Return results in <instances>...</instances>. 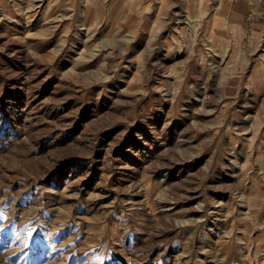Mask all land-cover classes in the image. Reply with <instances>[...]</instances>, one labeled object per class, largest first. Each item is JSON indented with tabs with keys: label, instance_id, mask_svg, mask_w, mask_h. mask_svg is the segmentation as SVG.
<instances>
[{
	"label": "rangeland",
	"instance_id": "rangeland-1",
	"mask_svg": "<svg viewBox=\"0 0 264 264\" xmlns=\"http://www.w3.org/2000/svg\"><path fill=\"white\" fill-rule=\"evenodd\" d=\"M0 229V264H264V0H0Z\"/></svg>",
	"mask_w": 264,
	"mask_h": 264
},
{
	"label": "bare ground",
	"instance_id": "bare-ground-1",
	"mask_svg": "<svg viewBox=\"0 0 264 264\" xmlns=\"http://www.w3.org/2000/svg\"><path fill=\"white\" fill-rule=\"evenodd\" d=\"M184 11H185V10H184ZM187 11H188V10H187ZM189 14H190V13H189V11H188V13H186L185 16L183 17V18H184V19H183L184 22H185V21H186V22L190 21V19H188V18H190V17H189ZM182 16H183V15H182ZM228 65H229V64H228ZM166 93H167V92H166ZM174 155H175V154H174ZM133 186H134V185H133ZM55 193H59V192H55ZM135 193H136V192H135ZM198 200H199V199H198ZM133 201H134V200H133ZM133 201H132V202H133ZM139 201H140V200H139ZM139 201H137V202H139ZM163 201H164V200H163ZM86 202H87V201H86ZM94 202H95V201H94ZM128 202H129V201H128ZM134 202H135V201H134ZM141 202H142V201H141ZM162 203H163V202H162ZM94 204H95V203H94ZM140 204H141V203H140ZM165 204H166V203H165ZM90 206H91V205H90ZM161 206H162V205H161ZM161 206H160V207H161ZM93 207H94V206H93ZM98 207H99V206H98ZM162 207H163V206H162ZM200 207H201V206H200ZM89 208H90V207H89ZM198 208H199V207H198ZM165 209H166V208H165Z\"/></svg>",
	"mask_w": 264,
	"mask_h": 264
},
{
	"label": "snow or ice",
	"instance_id": "snow-or-ice-1",
	"mask_svg": "<svg viewBox=\"0 0 264 264\" xmlns=\"http://www.w3.org/2000/svg\"><path fill=\"white\" fill-rule=\"evenodd\" d=\"M3 229H0V231H2Z\"/></svg>",
	"mask_w": 264,
	"mask_h": 264
}]
</instances>
